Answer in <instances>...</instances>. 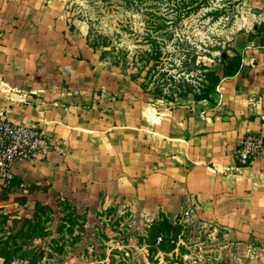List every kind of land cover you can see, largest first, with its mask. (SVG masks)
Segmentation results:
<instances>
[{"label":"crops","instance_id":"obj_1","mask_svg":"<svg viewBox=\"0 0 264 264\" xmlns=\"http://www.w3.org/2000/svg\"><path fill=\"white\" fill-rule=\"evenodd\" d=\"M34 1L0 0V115L36 124L58 146L16 162L20 184L0 173V196L20 186L50 205L121 203L169 215L189 208L264 264V153L249 165L234 155L246 135L264 137V48L254 54L251 38L237 40L241 69L210 98L107 99L92 92L98 54L87 40H67L57 13ZM23 16L40 24L24 27Z\"/></svg>","mask_w":264,"mask_h":264},{"label":"rangeland","instance_id":"obj_2","mask_svg":"<svg viewBox=\"0 0 264 264\" xmlns=\"http://www.w3.org/2000/svg\"><path fill=\"white\" fill-rule=\"evenodd\" d=\"M34 5L57 13L54 21L69 41L112 38L121 57H103L97 49L92 63L101 78L92 92L107 99L168 103L167 98L186 99L179 96L184 90L193 97L207 89V70L184 69V52L197 53L196 64L203 62L220 75L231 70L233 50L242 54L237 40L251 38L253 53L263 54L264 0H35ZM23 18L24 27L40 24ZM160 25L164 30L155 32ZM151 33L164 50L163 76L148 71L153 61L143 66ZM224 52L230 55L226 62L220 59ZM19 188L0 196V237L6 238L0 252L12 247L7 260L0 254V264H253L244 245L225 229L197 219L189 208L169 215L121 203L74 208L55 202L51 210ZM18 230L27 234L14 236ZM22 246L32 251L18 250Z\"/></svg>","mask_w":264,"mask_h":264},{"label":"built area","instance_id":"obj_3","mask_svg":"<svg viewBox=\"0 0 264 264\" xmlns=\"http://www.w3.org/2000/svg\"><path fill=\"white\" fill-rule=\"evenodd\" d=\"M57 146L56 137L45 133L36 124H17L0 115V173L5 183L13 180L16 162L47 155ZM263 153L264 137L260 133L246 135L234 149V155L241 165L253 163ZM185 213L189 214L188 211Z\"/></svg>","mask_w":264,"mask_h":264},{"label":"trees","instance_id":"obj_4","mask_svg":"<svg viewBox=\"0 0 264 264\" xmlns=\"http://www.w3.org/2000/svg\"><path fill=\"white\" fill-rule=\"evenodd\" d=\"M189 11H187L188 13ZM162 27L164 26H157L154 29L155 32L160 31V29L164 30ZM173 33L171 32V36L173 37ZM156 36H154L152 33L147 35V43L151 44L152 48L148 51L146 50L145 53L147 54V56L145 58H142V60H144L145 64H143V66L145 67L146 65H148V63H150L151 61L154 62L153 65H148L149 72H154V74L156 73H160L162 76L164 75V73H161L160 67L163 68V63H162V57L164 54V50L162 47V44H160L157 40H155ZM87 42L88 44L95 49V51H98L97 49H101L102 52V56L104 57L105 55L109 54V56H114V57H121L119 51H117L116 47L117 45L114 44L112 38L110 36H101L100 40H93V39H89V37L87 36ZM117 52V55L114 54ZM123 52V51H122ZM234 52V60L235 62H233L232 66H231V70L228 71L227 73H223L222 75L219 74V72H217L216 70L210 68L207 64L203 63V62H199V64H196L197 62V58H198V54L197 53H193L194 55L192 57H190L191 52H184V54H186L187 56L185 57L184 60H182V67H184V69H190L192 66L198 65L200 68L207 70L206 72H204V74L206 75L207 79L206 81L209 82V85H206L205 87L207 89L202 90L201 92H193V98L195 100H200V99H204V98H210L212 92H214L216 86L219 84V82L221 81L223 76H231L234 73H236L239 68L242 66L243 63V58H242V54L239 53L237 50H233ZM124 56V53L122 54ZM102 58V57H101ZM220 59L222 60V62H226L227 60L230 59V55L229 53L224 52L222 54V56L220 57ZM119 60V59H116ZM182 70V69H181ZM171 80H173V78H171ZM205 85V84H204ZM191 93V92H190ZM189 92L185 91L179 93V96H185V98H189L186 97L188 96ZM167 97L165 96V99ZM169 100H171V102L175 101L174 98L170 99L167 98ZM11 182H17L18 184H20L21 182L18 181V179L16 178V176H14L13 180ZM71 203L68 200H59L58 201V207H60L62 204H66V203ZM72 204V203H71ZM39 205H44V207H47L49 209H53V207L50 204H45L42 202L37 203V206ZM72 206L75 208L76 206L72 204ZM39 213L41 214V212L39 211ZM36 218L39 219V216L36 215ZM16 234L14 236H22L24 237L27 232L25 230H18L17 232H15ZM5 239L4 237H0V244L5 243ZM12 249V247L10 245L7 246V248H5V250L2 251V253L0 252L1 256L5 257V259H8V256L10 255V250ZM18 250L20 251H24L25 253H28L32 250L28 249H24V246H22L21 248H19ZM43 251V250H41ZM45 252V251H43ZM22 259H27L26 257H23Z\"/></svg>","mask_w":264,"mask_h":264}]
</instances>
